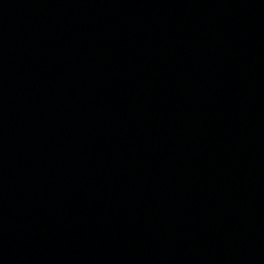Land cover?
I'll return each instance as SVG.
<instances>
[{
    "label": "water",
    "instance_id": "95a60500",
    "mask_svg": "<svg viewBox=\"0 0 264 264\" xmlns=\"http://www.w3.org/2000/svg\"><path fill=\"white\" fill-rule=\"evenodd\" d=\"M0 264H264V0H0Z\"/></svg>",
    "mask_w": 264,
    "mask_h": 264
}]
</instances>
